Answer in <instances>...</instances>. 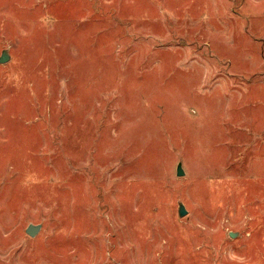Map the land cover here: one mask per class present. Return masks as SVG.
<instances>
[{"label": "rangeland", "instance_id": "obj_1", "mask_svg": "<svg viewBox=\"0 0 264 264\" xmlns=\"http://www.w3.org/2000/svg\"><path fill=\"white\" fill-rule=\"evenodd\" d=\"M5 51L0 264H264V0H0Z\"/></svg>", "mask_w": 264, "mask_h": 264}, {"label": "water", "instance_id": "obj_2", "mask_svg": "<svg viewBox=\"0 0 264 264\" xmlns=\"http://www.w3.org/2000/svg\"><path fill=\"white\" fill-rule=\"evenodd\" d=\"M9 61H10L9 53H8V51H5L3 56L1 57L0 63L1 64H7ZM184 176H185V174H184V170H183V165H180L179 168H178V177L181 178V177H184ZM179 209H180L179 210V217L181 219L187 217L188 212L185 209L183 204H180ZM42 229L43 228L41 226H35V227L34 226H30L29 230L27 231V235L30 238L35 239V237H37L41 233Z\"/></svg>", "mask_w": 264, "mask_h": 264}]
</instances>
